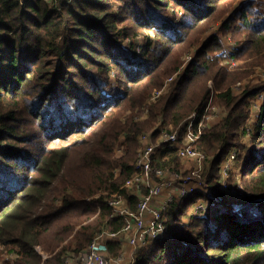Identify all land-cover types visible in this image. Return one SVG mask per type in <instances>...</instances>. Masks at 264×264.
<instances>
[{
	"label": "trees",
	"instance_id": "1",
	"mask_svg": "<svg viewBox=\"0 0 264 264\" xmlns=\"http://www.w3.org/2000/svg\"><path fill=\"white\" fill-rule=\"evenodd\" d=\"M232 2L0 0V244L14 246L13 264H75L72 257L101 230H119L123 221L111 216L108 199L116 194L136 204L138 192L125 181L140 136L149 133L157 145L154 167L185 170L177 146L160 143L161 129H180L195 112L197 133L213 111L205 110L209 103L225 115L195 140L208 162L206 179L221 194V165L233 153L247 199L240 212L211 200L194 215L189 206L200 193L174 199L164 213L169 236L141 245L133 264H264V137L256 146L264 102L251 146L243 142L264 84L236 86L242 72L227 62L264 53V20L243 6L241 46L228 35L224 43ZM97 193L90 204L86 198ZM94 213L74 234L80 222L73 218Z\"/></svg>",
	"mask_w": 264,
	"mask_h": 264
},
{
	"label": "built area",
	"instance_id": "2",
	"mask_svg": "<svg viewBox=\"0 0 264 264\" xmlns=\"http://www.w3.org/2000/svg\"><path fill=\"white\" fill-rule=\"evenodd\" d=\"M227 62L229 67L233 69L234 59L227 58ZM159 93L154 90L152 96L159 95ZM210 107H213V114L206 113L202 117L198 123L197 133H194L192 127L196 117L195 112L190 114L187 124L181 126L180 129L168 131L161 129L160 143L177 146V155L182 160L189 161L190 166L185 170L154 167L151 156L157 145L152 143L149 133L140 136L141 145L134 164V171L125 181V186L138 192L137 202L134 207H130L125 198L118 197L116 194L110 196L108 202L113 208L111 216L121 217L123 225L117 231L101 230L89 246L79 253L77 257L79 264H128L124 263L122 254L105 256L98 247V240L100 238L117 240L116 242H119L120 245L127 243L133 250H136L146 242L150 243L164 235H169L166 233L164 219V213L169 202L187 197L199 190L208 197H214V191L203 174V170L207 169L208 162L205 154L195 144V140L201 131L211 126L209 117L218 113L217 109L210 103L205 110L207 111ZM180 132L182 133V142H180ZM233 159L234 154L230 153L222 162L221 177L218 180V186L221 190L235 191V189H240L239 185L236 184L238 182L233 188L228 180V169ZM202 207L204 204L198 202L194 209L199 210ZM67 261H70L68 257Z\"/></svg>",
	"mask_w": 264,
	"mask_h": 264
},
{
	"label": "rangeland",
	"instance_id": "3",
	"mask_svg": "<svg viewBox=\"0 0 264 264\" xmlns=\"http://www.w3.org/2000/svg\"><path fill=\"white\" fill-rule=\"evenodd\" d=\"M232 4L235 5V8L229 14L225 15L223 17V20L226 19L227 16L230 14L234 16V20L231 24L230 29H228L227 31H223V30L220 31V34H221L220 36H221L223 42L226 43V36L228 35L229 43L235 44L236 47L238 48L241 46L242 40L244 39V36H245L244 31L238 29V26L241 23V18L239 17L238 12L244 6L243 8H247V11L252 12L254 17H255V15H257V16L259 15V18L264 20V0H233ZM250 12H248V13H250ZM248 13H246V14H248ZM220 18H219V20H220ZM214 25L220 27L221 22L213 23L210 26V28L207 30L205 35L202 36V38L213 34L212 31L215 30V29H213L215 27ZM127 42H128V40H127ZM142 43H143V41L140 37H138L134 40V44H135V47L137 48V50H139V45ZM183 58L188 59L185 56ZM236 59H237V61L234 59L235 62L232 63V66H234V68L231 69L229 67V64H228V69H231L232 71L234 70V71H241L242 72V73H239L240 75H242V78L240 80L241 81L240 83H242V85H244L246 82H247V84H249V86H251V85L254 86L257 84H264V53H262V54L261 53H258V54L257 53L249 54L248 53V54L243 55V57L238 56ZM233 90H234V93H236V92H241L243 89H237V88L233 87ZM261 102H264V89L254 98V100H252V104H253V107L251 108L252 115H251L249 122H248V125H247V129H250V130L248 131V134H246L243 137V142L246 143L247 146H249V147L251 146L250 140H251V136L253 133V128H254L255 124H257L256 121H257V117H258V113H259L258 109H259ZM212 109H213V107H210V109H208V110L211 111ZM217 111H218L217 114H215L213 116L211 115V117H209V122H211V121L216 122V119L219 118L220 116H222V114H223L222 108H217ZM209 114H213V111L210 112ZM263 137H264V131L262 130L258 134V137L256 139V146L262 147ZM195 144L198 147V142H196ZM158 155L159 154H157V157H158ZM116 156H120V154H118ZM241 170H242V161L234 162V160L231 162L229 169H228L231 186L234 188L235 183L238 182L236 184L239 185V187H240L239 190H237V189H235V191H232V190L224 191V190H222L221 191L222 195L216 193V190H215L214 197H208L203 191L199 190L197 192L200 194H197L198 197L193 201V204L189 206L188 212L191 215L199 213L200 211H202L206 207L210 206L209 204H210L211 200H214V201L225 200V202L231 204L230 208L232 211L240 212V207L245 203V200L247 199L245 192H243L244 182H247V181H246V178H244V182H243V179L241 176ZM116 171L118 172V170H116ZM203 174L206 177L207 169L203 170ZM210 186H211V188L213 187L211 184H210ZM194 193H196V192H194ZM100 194L101 193H97L94 196L88 197L86 199L91 204L93 199H95L96 197H99ZM197 195H195V196H197ZM180 199H182V198H180ZM180 199H178V200H180ZM197 200H200L199 202H202L204 204V207H202V209H199V210L194 209L196 207L197 203H195V202ZM96 207L98 208V212H99V204L96 205ZM90 216H91V214H88V215L81 214L79 217L75 216L73 218V220L75 222H80L75 226L74 234L77 230L80 229L81 225L89 226L90 225L89 223L93 222L95 220V218H96L95 213L91 217ZM189 217L190 216L188 214V216L186 217L187 221H188ZM261 219H263V217H261ZM261 219H259V221ZM72 238L75 241V236ZM64 243H66V242H64ZM9 248H14V246L0 244V264H9V262H10V264H13L14 256H13L12 252L8 251ZM36 248L38 250H40L41 252H45L44 249L43 248L41 249V246H39V245ZM80 252H82V251H80ZM119 252L120 251L118 248L116 255L119 254ZM45 253H47V252H45ZM79 253L77 255H79ZM77 255L72 257L75 264H79L77 262ZM111 255L114 256L115 254L112 253Z\"/></svg>",
	"mask_w": 264,
	"mask_h": 264
},
{
	"label": "crops",
	"instance_id": "4",
	"mask_svg": "<svg viewBox=\"0 0 264 264\" xmlns=\"http://www.w3.org/2000/svg\"><path fill=\"white\" fill-rule=\"evenodd\" d=\"M240 84V82H238V84L236 86H238ZM220 108V107H218ZM222 116H220L219 118L216 119V122L218 120H220L224 115H225V112L222 110ZM216 122H209L210 125H213L214 123ZM182 164L184 165V168H188L190 166V163L189 161H185V160H182ZM167 233V232H166ZM168 234V233H167ZM169 235H164L162 237H168ZM161 238V237H160ZM117 240H110L108 238H100L98 240V247L100 249V251L105 255V256H112V255H109V248H108V244L109 242H116ZM116 247L119 248V254H122V256H124V263H130V264H133V261L135 259V256L137 254V252L139 251V248L136 249V250H133V248L130 247L129 244L127 243H122V245H120L119 242H116ZM136 251V252H135ZM118 254V255H119ZM41 255H42V258L43 260L47 257V255L43 252H41ZM13 256H15V254H13ZM117 256V255H116ZM65 262H67V258H65ZM40 264H43V261L40 263Z\"/></svg>",
	"mask_w": 264,
	"mask_h": 264
},
{
	"label": "clouds",
	"instance_id": "5",
	"mask_svg": "<svg viewBox=\"0 0 264 264\" xmlns=\"http://www.w3.org/2000/svg\"><path fill=\"white\" fill-rule=\"evenodd\" d=\"M198 214V213H197Z\"/></svg>",
	"mask_w": 264,
	"mask_h": 264
}]
</instances>
